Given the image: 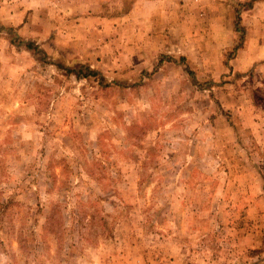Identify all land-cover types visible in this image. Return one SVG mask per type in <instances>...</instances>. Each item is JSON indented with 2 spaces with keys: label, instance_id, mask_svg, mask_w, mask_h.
<instances>
[{
  "label": "rangeland",
  "instance_id": "obj_1",
  "mask_svg": "<svg viewBox=\"0 0 264 264\" xmlns=\"http://www.w3.org/2000/svg\"><path fill=\"white\" fill-rule=\"evenodd\" d=\"M135 1L0 0V264H264V0Z\"/></svg>",
  "mask_w": 264,
  "mask_h": 264
},
{
  "label": "trees",
  "instance_id": "obj_2",
  "mask_svg": "<svg viewBox=\"0 0 264 264\" xmlns=\"http://www.w3.org/2000/svg\"><path fill=\"white\" fill-rule=\"evenodd\" d=\"M253 1L254 0H249L246 2H238L236 4L235 13H234L233 29L237 33V37L230 50L231 57H233L236 51L243 46L244 40H245L246 28L242 23L240 7L245 6V5L251 6ZM2 29H6V31L10 34H12L13 32V28L2 27ZM12 35H13L12 41H19V37H17L16 34H12ZM23 43L28 49H33L34 51H40L38 46L34 44L32 40H25L23 41ZM181 59L183 60V58ZM55 66L59 70H61L66 77L75 76L77 79L84 78V79H87L88 81L92 80L98 87L102 89H106L112 86H117V87H120L121 89H125V88H129L131 86L133 87L141 83V82H138V83L126 82L122 78L120 80L119 79L116 80L115 78H106V77L104 78V75L100 71L96 70L95 68L91 67L89 64H86L84 62L79 63L77 66H71L69 64H65L62 62H55ZM156 70H157V67H155L152 70V73L156 72ZM186 71H187L188 77L190 78V82L193 86L195 87H198V86L199 87L201 86L211 87L212 86L210 85L212 84V82L210 81L200 82L196 78L194 71L188 65H186ZM152 73L151 72L147 73V71L145 70L144 72H141L140 76H142V79H144L145 77H147V75H151ZM225 115L227 116V119L230 125L232 126V128L234 129L235 133L237 134L238 129H237V126L234 124V122L231 120V114L225 113Z\"/></svg>",
  "mask_w": 264,
  "mask_h": 264
},
{
  "label": "crops",
  "instance_id": "obj_3",
  "mask_svg": "<svg viewBox=\"0 0 264 264\" xmlns=\"http://www.w3.org/2000/svg\"><path fill=\"white\" fill-rule=\"evenodd\" d=\"M185 2H189V0H184ZM178 0H136L128 13V18L132 22L134 20H143L144 22L150 23L147 29H156L154 28L155 21L166 20L167 22H171L174 15L177 13L171 11L172 4H176ZM152 22V23H151ZM168 27V26H166ZM169 28V27H168ZM148 35L149 33H145Z\"/></svg>",
  "mask_w": 264,
  "mask_h": 264
}]
</instances>
